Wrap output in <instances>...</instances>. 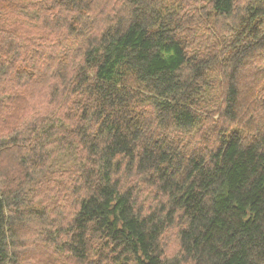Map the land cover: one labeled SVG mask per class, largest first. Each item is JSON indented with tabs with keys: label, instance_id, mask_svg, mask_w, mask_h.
<instances>
[{
	"label": "trees",
	"instance_id": "obj_1",
	"mask_svg": "<svg viewBox=\"0 0 264 264\" xmlns=\"http://www.w3.org/2000/svg\"><path fill=\"white\" fill-rule=\"evenodd\" d=\"M34 260L264 264V0H0V264Z\"/></svg>",
	"mask_w": 264,
	"mask_h": 264
},
{
	"label": "rangeland",
	"instance_id": "obj_2",
	"mask_svg": "<svg viewBox=\"0 0 264 264\" xmlns=\"http://www.w3.org/2000/svg\"><path fill=\"white\" fill-rule=\"evenodd\" d=\"M42 101H43L42 93H37V92L29 93L26 99V106L29 109L37 108L39 104L42 103ZM17 123L18 122H12L11 124L13 125ZM15 164H16V161H15ZM16 167H17V164H16ZM36 180L37 179H35L33 184L25 185L24 190H22L24 194V200H23L21 209L22 211H29L32 208L45 207L47 209V212L46 213L41 212L40 214H38L39 218L44 217V220L49 219L50 221H54L55 223L53 224L51 222H46V225L36 224L33 221L42 223V224H45V221L40 222L35 218L33 219V221H28V223H24L25 225H23V227L21 228V231H19L18 237L19 236L22 237L21 240L23 242V245L24 244L30 245L31 241L33 244L34 243L37 244L34 247L27 246L29 247V249H32V250H28L33 253L32 255L37 257L38 254L42 253L44 254L42 259H45L48 261L56 260L59 257L57 256L59 253H54V251H52L53 245L51 246V244L47 242V239H45V234H48V231H52L56 233L57 240H64V236L60 234L59 229H58V225H59L58 220L61 217L63 218L65 222L66 217H67V210H63L65 203H66L65 198L63 196H59L60 194L65 192V190L63 189V186L65 185V183L59 184L61 182V179L60 177L55 176L54 178H51V180L47 183L48 191L50 192L43 194V195H39L38 193L36 194L35 192H37L38 186L44 185V180L43 179L38 180V181ZM11 186L12 187H11L10 192H13L14 190H17L19 188V186L15 185L14 183ZM153 194L154 192L151 187H144L141 199L149 198ZM53 196L55 197V200H52ZM135 196L136 194L134 193V198ZM137 205L143 206L142 203L140 202V199H139V202H137ZM29 206H31L32 208H30ZM26 231H29V234L27 237L24 238L25 236L24 233ZM31 231H36L40 235L43 233L44 238L39 239V240L33 239L31 235ZM174 233H175V229L170 228L168 232H166L164 239H163V244L168 254H173L174 251L176 250V244H175L174 235H173ZM34 263H35V260L28 264H34ZM37 264H40V262H38Z\"/></svg>",
	"mask_w": 264,
	"mask_h": 264
}]
</instances>
